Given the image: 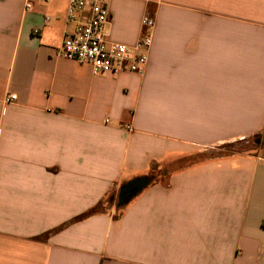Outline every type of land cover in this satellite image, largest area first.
<instances>
[{
    "label": "crops",
    "instance_id": "1",
    "mask_svg": "<svg viewBox=\"0 0 264 264\" xmlns=\"http://www.w3.org/2000/svg\"><path fill=\"white\" fill-rule=\"evenodd\" d=\"M107 3L112 42L155 19L142 74L57 54L69 0H0V264H264V157H200L264 133V0Z\"/></svg>",
    "mask_w": 264,
    "mask_h": 264
},
{
    "label": "built area",
    "instance_id": "2",
    "mask_svg": "<svg viewBox=\"0 0 264 264\" xmlns=\"http://www.w3.org/2000/svg\"><path fill=\"white\" fill-rule=\"evenodd\" d=\"M27 7L31 8V5ZM110 19L107 0H69L65 21L75 23V28L65 33L57 54L89 63L96 76L123 72L142 74L149 61L155 19L148 15L143 18L141 36L133 46L109 40L106 26ZM35 33L39 30L36 29ZM17 98L16 94H9L5 102L11 103Z\"/></svg>",
    "mask_w": 264,
    "mask_h": 264
},
{
    "label": "rangeland",
    "instance_id": "3",
    "mask_svg": "<svg viewBox=\"0 0 264 264\" xmlns=\"http://www.w3.org/2000/svg\"><path fill=\"white\" fill-rule=\"evenodd\" d=\"M255 153L264 157V133L259 137H251L222 147L207 149L200 157L221 154ZM118 203V201H117Z\"/></svg>",
    "mask_w": 264,
    "mask_h": 264
},
{
    "label": "water",
    "instance_id": "4",
    "mask_svg": "<svg viewBox=\"0 0 264 264\" xmlns=\"http://www.w3.org/2000/svg\"><path fill=\"white\" fill-rule=\"evenodd\" d=\"M149 183L150 179L145 177L134 179L126 183L119 192L118 207H123L128 204L129 201L140 193Z\"/></svg>",
    "mask_w": 264,
    "mask_h": 264
},
{
    "label": "trees",
    "instance_id": "5",
    "mask_svg": "<svg viewBox=\"0 0 264 264\" xmlns=\"http://www.w3.org/2000/svg\"><path fill=\"white\" fill-rule=\"evenodd\" d=\"M262 134L256 135L255 137L259 138Z\"/></svg>",
    "mask_w": 264,
    "mask_h": 264
}]
</instances>
